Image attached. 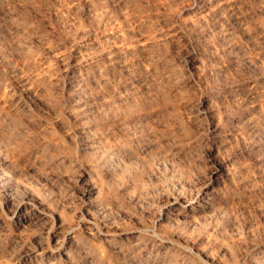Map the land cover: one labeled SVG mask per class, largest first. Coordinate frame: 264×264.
Instances as JSON below:
<instances>
[{
	"label": "rangeland",
	"instance_id": "obj_1",
	"mask_svg": "<svg viewBox=\"0 0 264 264\" xmlns=\"http://www.w3.org/2000/svg\"><path fill=\"white\" fill-rule=\"evenodd\" d=\"M263 119L264 0H0V264H264Z\"/></svg>",
	"mask_w": 264,
	"mask_h": 264
},
{
	"label": "bare ground",
	"instance_id": "obj_2",
	"mask_svg": "<svg viewBox=\"0 0 264 264\" xmlns=\"http://www.w3.org/2000/svg\"><path fill=\"white\" fill-rule=\"evenodd\" d=\"M85 67V66H84ZM88 67V66H87ZM86 68V67H85ZM131 68V67H130ZM77 96V95H76ZM234 99V98H233ZM234 101V100H233ZM211 102V101H210ZM219 102V101H218ZM222 104V103H221ZM209 105V104H208ZM129 111V110H128ZM131 115V114H130ZM127 117V116H126ZM261 117V116H260ZM133 118V117H132ZM125 119V118H124ZM134 119V118H133ZM126 120V119H125ZM134 121V120H133ZM240 121V120H239ZM247 121H248V119H247ZM142 123V122H141ZM240 123V122H239ZM262 123H263V125H264V119L262 120ZM261 123V124H262ZM243 125V124H242ZM141 126V125H140ZM240 127V126H239ZM253 128V127H252ZM257 130V129H256ZM127 132V131H126ZM130 133H132V132H130ZM134 136V135H133ZM132 137V136H131ZM123 140H124V138H122ZM229 139H230V137H229ZM211 143V142H210ZM237 143V142H236ZM241 143V142H240ZM119 144H121V143H119ZM239 144V143H238ZM124 145V144H123ZM237 145H235V147H236ZM101 147V146H100ZM115 147V146H114ZM238 147V146H237ZM220 149V148H219ZM121 150H123V149H121ZM216 151H217V147L215 146V144H213L212 146H211V148H210V151H209V153H210V155H211V158L210 159H212V161H213V163L216 165V168H215V170L213 171V175L215 176V181H219L220 179H222L221 177H222V174L224 173L223 172V168H222V166H221V163L219 162V160L217 159V157H216ZM126 152V151H125ZM134 153V152H133ZM129 155V154H128ZM206 156V155H205ZM122 159V158H121ZM136 159V158H135ZM139 159H140V157H139ZM142 160V159H141ZM139 161V160H138ZM211 161V162H212ZM125 164V163H124ZM123 164V165H124ZM7 169V168H6ZM236 170V169H235ZM238 170V169H237ZM242 170H244V169H242ZM117 172V171H116ZM228 172V171H227ZM231 172V171H230ZM229 172V174H228V176L230 177V179H231V182H233L234 181V179H235V174H233V173H230ZM122 173H123V171H122ZM124 174V173H123ZM211 174V173H210ZM118 175H120V174H118ZM225 175V174H224ZM227 175V174H226ZM121 176H123V175H121ZM121 176H119V177H121ZM239 177V176H238ZM126 178V177H125ZM229 179V180H230ZM122 180V179H121ZM118 181V180H117ZM123 181H125V180H123ZM214 181V182H215ZM223 181V180H222ZM119 182V181H118ZM226 182V181H225ZM122 183V182H121ZM121 183H120V185H121ZM124 183V182H123ZM221 183V182H220ZM119 184V183H118ZM185 185V184H184ZM231 185V184H230ZM145 186V185H144ZM232 186H234V184L232 183ZM180 187V186H179ZM211 188H212V184L211 185H209V187H208V190H207V192L206 193H204V194H200V195H197L196 196V198H191V199H184V198H182V197H177V198H174V199H172V201H171V203L169 204V206H168V209H167V214H166V216H164L165 217V221H167V222H170V221H173V220H178L179 221V219L182 217V215H184V217L185 218H187V221L188 220H191V219H189V218H194V216L195 215H197L198 213H201V212H217V209H218V205L216 204V201L215 200H213L212 198H207V197H209L210 195H211V192L212 191H210L211 190ZM10 190V189H9ZM102 191V190H101ZM176 191H178V190H176ZM86 192H87V194L88 195H92V194H94L95 193V189L94 188H87L86 189ZM182 193V192H181ZM185 193V192H184ZM184 193H183V195H184ZM221 193V192H220ZM219 193V194H220ZM179 194V193H178ZM165 195V194H164ZM226 195H228V194H226ZM176 197V196H175ZM191 197V196H190ZM193 197H195L194 195H193ZM224 198V197H223ZM229 198V197H228ZM17 199V198H16ZM206 199V200H205ZM139 200V199H138ZM224 200V199H223ZM228 201V200H227ZM206 202V203H205ZM205 203V204H204ZM146 206V205H145ZM224 206V205H223ZM14 208V207H13ZM232 209V208H231ZM222 211V210H221ZM224 212V211H223ZM222 212V213H223ZM166 213V212H165ZM233 213V212H232ZM231 213V214H232ZM213 214V213H212ZM219 214V213H218ZM226 214V213H225ZM165 215V214H164ZM201 215H203V214H200V216ZM205 215V214H204ZM212 216V215H211ZM228 216V215H227ZM203 217V216H202ZM237 217V216H236ZM204 218V217H203ZM225 218V217H224ZM239 218V217H238ZM201 219V218H200ZM231 220V219H230ZM182 222H183V220H182ZM190 222V221H189ZM189 222H187V223H189ZM199 223V222H198ZM197 223V224H198ZM171 225H172V223H170ZM192 224H193V222H192ZM227 224V223H226ZM167 225V224H166ZM175 225V224H174ZM178 225H180V224H178ZM182 225V224H181ZM233 225V224H232ZM176 226V225H175ZM193 226H195V225H193ZM171 227V226H170ZM196 227V226H195ZM183 228H184V225H183ZM190 228V227H189ZM198 228V227H197ZM178 229V228H177ZM193 228H191L190 229V232H191V230H192ZM231 229V228H230ZM229 230V229H228ZM176 231H178V230H176ZM197 231V230H196ZM232 230H230V232H231ZM228 232V231H227ZM183 233V232H182ZM227 234V233H226ZM189 236V235H188ZM231 236V235H230ZM185 237V236H184ZM183 237V238H184ZM229 237V236H228ZM231 237H233V236H231ZM236 237V236H235ZM192 238V237H191ZM231 239V238H230ZM186 240V239H185ZM188 240V239H187ZM230 242H232V241H230ZM229 242V243H230ZM234 243H232V245H233ZM156 245V244H155ZM187 245V244H186ZM195 245V244H194ZM244 245V244H243ZM154 246V245H153ZM236 246H237V244H236ZM249 246V245H248ZM172 247V246H171ZM234 247V246H233ZM244 247H245V245H244ZM246 247H247V244H246ZM173 248V247H172ZM171 248V249H172ZM193 248V247H192ZM160 249V248H159ZM261 249V248H260ZM175 250V249H174ZM198 251H199V249H198ZM151 252V251H150ZM149 252V253H150ZM178 252V251H177ZM202 252V251H201ZM193 254V253H192ZM152 255V254H151ZM154 255V254H153ZM175 255V254H174ZM224 255V254H223ZM149 256V255H148ZM158 256V255H157ZM166 256V255H165ZM188 256V255H187ZM71 257V256H70ZM150 257V256H149ZM180 257V256H179ZM264 257V256H263ZM146 258V257H145ZM175 258H176V256H175ZM190 258V257H189ZM178 259V258H177ZM264 259V258H263ZM142 260V259H141ZM159 260V259H158ZM167 260V259H166ZM176 260V259H175ZM39 261V260H38ZM191 261V260H190ZM152 262V261H151ZM166 262V261H165ZM192 262V261H191ZM188 263V262H187ZM134 264V263H133ZM149 264V263H148ZM251 264H261V259L260 258H256V259H254V261H253V263H251Z\"/></svg>",
	"mask_w": 264,
	"mask_h": 264
}]
</instances>
